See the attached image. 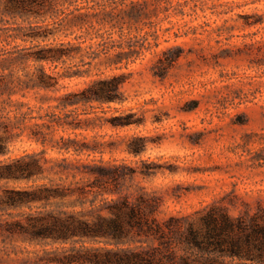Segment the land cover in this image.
<instances>
[{"label":"rangeland","instance_id":"1","mask_svg":"<svg viewBox=\"0 0 264 264\" xmlns=\"http://www.w3.org/2000/svg\"><path fill=\"white\" fill-rule=\"evenodd\" d=\"M39 2L0 0V169L32 170L0 178V264H58L48 257L72 244L35 237L32 221L57 209L92 218V199L142 194L157 221L194 225L208 213L264 210V0ZM55 46L72 55L32 59ZM41 65L54 87L33 84ZM111 76L121 101L62 106ZM94 166L114 167L117 180L88 190ZM45 187L65 195L2 208L5 190Z\"/></svg>","mask_w":264,"mask_h":264},{"label":"trees","instance_id":"2","mask_svg":"<svg viewBox=\"0 0 264 264\" xmlns=\"http://www.w3.org/2000/svg\"><path fill=\"white\" fill-rule=\"evenodd\" d=\"M10 1L21 9L40 3L39 0ZM33 35L45 36L46 33ZM61 46L40 48L31 57L37 62L64 61L65 57L72 55L73 50ZM75 50H81L80 45ZM57 81L58 78L48 74L41 65L37 68L33 84L52 88ZM121 82L119 76L100 79L78 93L66 94L62 106L80 102L121 101ZM59 125L69 127L73 123L62 120ZM1 152H4L2 142ZM87 169V173L95 174L88 184V190L102 187L108 181L115 182L118 177L114 167L94 166ZM31 171L30 166L7 164L0 169V178L28 176ZM78 191L80 194L85 193L82 187ZM64 195L61 187H45L36 191L5 190L1 203L2 208H5ZM100 200L101 203L96 206H93L94 199L90 201L92 207L88 212L95 210L92 218H87L88 214L83 210L66 212L57 209L32 221L31 233L35 237L72 244L69 249L49 256V261L58 264H264V210L236 217L226 213H208L202 215L200 222L194 225L174 216L162 222L157 221L154 217L155 204L142 194L134 201L127 196ZM13 225L23 229L18 222ZM142 236L152 244L141 247ZM86 241L103 242L113 247H87ZM135 241L139 242L137 248L128 247L129 243ZM75 243L79 244L78 247H75Z\"/></svg>","mask_w":264,"mask_h":264}]
</instances>
